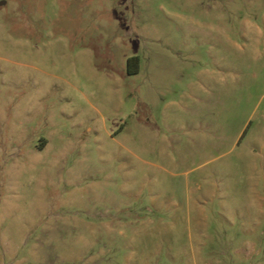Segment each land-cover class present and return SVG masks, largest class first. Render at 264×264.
I'll use <instances>...</instances> for the list:
<instances>
[{
  "label": "rangeland",
  "instance_id": "rangeland-1",
  "mask_svg": "<svg viewBox=\"0 0 264 264\" xmlns=\"http://www.w3.org/2000/svg\"><path fill=\"white\" fill-rule=\"evenodd\" d=\"M0 264H264V0H0Z\"/></svg>",
  "mask_w": 264,
  "mask_h": 264
}]
</instances>
